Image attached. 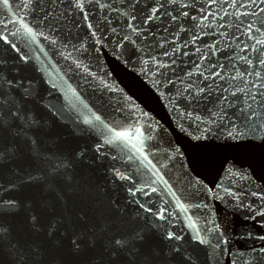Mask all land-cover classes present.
<instances>
[{
  "label": "snow or ice",
  "instance_id": "snow-or-ice-1",
  "mask_svg": "<svg viewBox=\"0 0 264 264\" xmlns=\"http://www.w3.org/2000/svg\"><path fill=\"white\" fill-rule=\"evenodd\" d=\"M54 3L67 5L63 13L65 17L78 11L83 14L85 21L89 19L87 5L98 4L102 9L111 7L117 10L115 0L111 4L107 0L103 3L101 0H54ZM37 4L38 0H0V16H3L0 21V44L6 46L0 50V264H42L43 246L39 241L44 224L41 217L32 214L28 218L27 232L23 235L13 229L12 221L20 215L26 203L19 194L27 187L39 186L45 180H63L69 167L74 169L75 164L83 163L87 156V152L69 145H65L63 150L52 152L50 156L45 155L48 149L44 138L60 123L57 117L65 113L60 109L53 112L41 104L44 98L36 86L29 78L13 74L7 65L8 59H15L22 64L32 62L21 47L23 43L34 51L53 49V54L59 53L66 61H70L68 67L72 71L88 78L89 66L79 57L72 56L73 51L86 52L87 45L81 42L77 47L70 36L65 41L58 26L63 21L54 10L38 18ZM119 7L124 9L118 12L124 25L119 31L115 26L112 27L117 44L141 43L149 50L146 55L153 60L159 58L152 56V50L162 51L165 57L172 58L170 64L158 62L155 66L159 70L158 76L164 77L172 87H176L177 81L184 85L182 88L177 87L175 96L169 98L182 130L183 122L188 121L189 127L193 123L196 125L194 131L207 134L225 129L229 137L236 139L249 133L255 135L264 128V0H120ZM10 9L16 19L5 15ZM166 19L169 21L168 26L163 27ZM87 27L96 43L108 39L103 34L97 37L99 29L92 30L90 22ZM201 33L214 38V43L208 45L209 50L226 41L227 63L212 61L199 46L194 53L182 50L190 44H196L198 40L203 42ZM185 34L191 39L185 38L181 44L177 38ZM41 44L44 48L40 47ZM7 51L17 55L5 57L4 52ZM178 52L185 57L196 55L197 60L191 61L189 70L173 81L163 69L176 64ZM131 55H138L136 48L131 50ZM204 61H207V65ZM227 69H231V72L225 75ZM26 80L29 82L25 83ZM167 90L171 91V87ZM62 108L67 109L66 114L77 129L87 131L93 138L94 156L112 152L111 159L120 161L123 170L115 166L112 169L115 179L147 186H130V195L163 193L169 197L157 212L152 213L155 220H164L168 206L173 203L178 209L187 211L182 198L189 201L188 207L202 209L206 203H202L199 197H205L206 200L208 196L219 200L231 197L237 202V207H246L253 217H264V205L255 209L251 204L245 205L239 189L230 191L229 188H223L224 195L221 196L216 191L221 188L219 184L214 189L206 185L201 187L199 181H189L183 191L178 192L166 178L169 167L166 161H171L173 157L167 151L161 152L153 135L156 130L150 122L142 123L141 117L134 115V107L122 104L109 112L96 105L82 104L75 100V92L69 96L66 91ZM22 143L28 148L25 165L18 166L17 171L11 173L12 178L5 180V161L14 162L19 158ZM42 162H47L48 167H41ZM49 168L52 170L49 171ZM251 195L256 197L257 192ZM259 199L264 201V195ZM139 207L144 208V205L140 204ZM145 211L152 212V208L148 207ZM188 218L191 219V215ZM209 222L214 226L204 228V235L197 228L192 240L199 246L222 251L223 244L228 241L222 237L219 225L214 221ZM187 226L197 227L195 221ZM48 228L51 231L45 230L44 238H57L60 225L53 228L49 224ZM109 231L110 234L89 239L87 223L81 222L82 234L76 235L75 239L69 237L70 246L77 254L99 255L101 264H192L193 253L186 255L179 244L174 248L169 247L167 252L164 246L152 248L148 243L149 232L153 235L155 232L142 228L138 224V217L115 231ZM161 236L164 241L183 239L174 231H166ZM256 238L262 242L261 247H254L250 253L241 255L242 264H260V259L264 258V235ZM247 255L252 259H245Z\"/></svg>",
  "mask_w": 264,
  "mask_h": 264
},
{
  "label": "water",
  "instance_id": "water-1",
  "mask_svg": "<svg viewBox=\"0 0 264 264\" xmlns=\"http://www.w3.org/2000/svg\"><path fill=\"white\" fill-rule=\"evenodd\" d=\"M107 2L111 4L113 0ZM119 2L120 0H115L117 7L115 11L111 7L102 9L98 4L87 5L89 19L85 21L83 14L78 11L65 17L63 13L66 11V4L54 3V0H38L36 7L38 18L54 10L63 21L58 25L63 39L66 41L70 36L72 43L77 47L81 42L87 45L86 52L73 51L72 56L79 57L89 66L88 78L72 71L68 67L70 61H66L59 53L53 54L51 48H45L44 52L34 51L21 43V47L32 62L22 64L15 59L7 60L13 74L29 78L36 86L44 98L40 101L41 104L48 106L53 112L60 109L65 113L57 117L60 123L44 138L48 149L45 155L50 156L52 152L63 150L65 145L87 152L84 162H77L74 169L69 167L63 180H45L39 186L27 187L19 194L26 203L20 215L12 221L13 229L21 235L25 234L28 218L32 214L39 215L44 224L39 241L43 246L42 264H92L93 261L95 264H101V258L97 254L74 252L69 237L75 239L76 235L82 234L81 222L86 221L88 236L91 239L92 236L110 234L109 230L115 231L138 217V224L142 228L155 232L154 235L149 232L148 243L152 248L164 246L167 252L169 247L174 248L179 244L186 255L189 252L193 253L192 264H234V261L235 264H242L241 255L250 253L252 248L258 249L262 245L256 237L264 235V217H253L246 207H237V202L231 197L219 200L208 196L206 200L205 197H199L202 203H206V207L202 209L188 207L189 201L182 198V202L188 208L187 211L178 209L173 203L168 206L164 220H155L152 213L157 212L164 205V200L169 197L163 193L148 196L143 193L130 195L128 191L130 186H147L134 181L115 179L112 169L115 166L123 170L120 161L114 162L111 159L114 154L112 152L94 156L93 138L87 131L77 129L66 114L67 109L62 108L66 91L69 96L75 92V100L82 104L96 105L109 112L122 104L134 107L136 109L134 115L140 116L142 123L150 122L152 128L156 130L153 135L161 152L167 151L173 157L171 161H166L169 164L166 178L175 185L178 192L183 191L189 181L192 183L199 181L201 187L206 185L214 189L219 184L221 188L216 191H219L221 196L224 195L223 188H229L230 191L239 189L245 205L251 204L253 209L264 205V201L259 199L264 195V128L255 135L249 133L236 139L229 137L225 129L202 134L194 131L196 127L194 123L189 127L188 121L183 122L182 130L169 98L175 96L177 87L184 86L177 81V76L187 72L191 67V61L197 60V56L185 57L179 52L176 54V64L163 69L168 78L177 81L176 87L169 85L164 77L158 76L159 70L155 65L158 62L170 64L171 57H165L162 51L152 50V56L159 58L153 60L151 56L146 55L149 50L144 44H117V36L112 32V27L115 26L119 31L124 25L123 18L118 15V12L124 11L119 7ZM5 15L16 19L11 9ZM2 20L3 16H0V21ZM89 22L93 26L92 30L99 29L97 37L103 34L108 39L96 43L90 36L87 27ZM168 23L166 19L162 26L167 27ZM123 34L120 33L121 36ZM148 35L151 36V33ZM200 35L203 36V42L198 40L196 44H190L187 49L182 50L194 53L195 48L199 46L204 55H209L212 61L227 63L226 41L209 50L208 45L214 43L213 36H205L203 33ZM185 38L191 39L186 34L177 39L183 44ZM140 39L143 40V37ZM5 47L0 44V50ZM40 47L44 48V45L41 44ZM133 48L137 49L138 55H131ZM141 49L143 51H140ZM168 50L171 51V47ZM69 51L72 49L69 48ZM4 55L15 57L17 54L7 51ZM204 63L207 65V61ZM13 64L16 67H12ZM229 72L231 69H227L224 74L228 75ZM105 85L108 86L107 89ZM170 87L171 91H168ZM27 155V145L22 143L19 158L14 162L5 161V180L12 178L11 173L16 172L18 166L25 165ZM52 163L55 164V161ZM41 167H48L47 162H42ZM51 170L49 168V171ZM131 170L128 169L129 172ZM254 191L257 192L256 197L251 195ZM140 204H143L144 208H140ZM148 207L152 208V212L145 211ZM190 215L191 219L188 218ZM193 221L197 227H188L187 225H191ZM209 221L219 225L222 237L228 241L227 244H223L222 241V251L199 246L192 240L197 228L204 235L202 231L204 228L214 226ZM49 224L53 228L60 225L58 237L52 240H47L43 236L45 230L51 231L48 228ZM166 231H174L183 239L164 241L161 234ZM245 259L251 260L252 257L247 255ZM260 264H264V258L260 259Z\"/></svg>",
  "mask_w": 264,
  "mask_h": 264
}]
</instances>
